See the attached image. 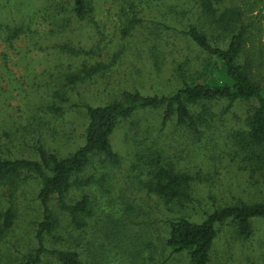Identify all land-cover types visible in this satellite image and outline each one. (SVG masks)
<instances>
[{
	"label": "trees",
	"instance_id": "obj_1",
	"mask_svg": "<svg viewBox=\"0 0 264 264\" xmlns=\"http://www.w3.org/2000/svg\"><path fill=\"white\" fill-rule=\"evenodd\" d=\"M156 1H159V5L167 4L166 9L177 10L179 19L161 25L170 33L169 39L189 40L206 54L205 58L197 67L188 65L186 61L179 62L175 68L178 77L176 83L167 91L147 93L133 82L130 88H123L118 96L104 104L83 103L87 114L85 142L76 151L61 156L49 151L40 139L35 138L36 131L28 129L38 159L0 154V187L6 186L12 199L0 218V242L15 225L18 212L14 198L21 181L30 176L41 181L38 199L42 218L36 226V248L25 253L18 264H44L43 255L46 253L55 254L60 264H90L88 260H93L94 256L89 258V255L85 260L77 249V241L63 240L67 245L59 250L46 245V237L53 235L60 224L52 200L58 199L63 214L70 217L72 225L80 229L79 233L87 232L91 224L81 217L94 216L92 195L84 191L71 202L68 198L76 184L82 186L101 182L109 174V168L122 165L123 157L114 149L111 141V135L121 122L128 121L145 132L152 127L159 131L175 127L202 140L203 137L213 139L218 122L228 115L231 126L225 134V142L219 148L221 156L225 153L233 155L230 158L233 164L227 165L229 169L226 175L237 179L236 183L231 179L222 183L229 200L214 203L210 209L199 213L194 204L200 202L197 196L200 194L198 184L202 182L200 173L174 163L172 158H168L166 145L154 140L147 141V137L144 140L138 137V131L134 134L132 129L126 132L133 166L138 172L135 178L139 187L155 196L168 210L169 217L152 220L151 213L147 212L150 218L140 221L134 218L135 204L129 201L128 214L118 219L106 215L100 220V239L104 240L105 237L108 243L114 242L124 264H137L136 259L149 260L151 264H177L184 258L187 264H211L222 225L230 224L229 227L239 238L248 240L256 233V221L264 220V51L259 56L254 44H250L243 9L223 6V0H194L197 2H193L195 9L191 5L179 9L177 0H120L118 9L126 16L122 25L124 38L132 35L137 24L145 19L146 9ZM67 4V0L66 3L61 0V13H67L61 14V34L67 37L55 45L65 60L59 59L58 64L51 66L53 69L49 68V76L59 73L62 87L59 83L55 84L49 87L47 96L40 93V101L28 100L26 111L37 108L58 118L63 117L66 111L63 103L69 101V92L74 86L104 72L101 63H88L94 54L100 53V44L105 41L96 18L98 0H71L69 8ZM189 13L197 15V22H189ZM78 24H85L89 32L91 29L96 32L97 39L90 48L87 44L95 38L94 33L88 35L86 40H73L74 25ZM23 30L19 27L10 29L8 38L19 37ZM168 42V45L172 44L171 40ZM150 50L146 58L161 74L167 57L162 56L164 51L160 52L155 45ZM163 50L171 51L172 47ZM123 51L120 50L118 54ZM114 58L119 60L118 57ZM61 67H64L63 70L67 67L62 75ZM44 101L48 103L43 104ZM217 106L221 109H217ZM146 112L155 113L157 127L152 125L153 122L137 117ZM91 168L100 170V177L91 173L81 179ZM240 177L244 179V184L238 183ZM235 184L241 188H235ZM158 223L160 225H156ZM147 228L152 229V234L145 231ZM146 235L150 236L144 239ZM155 240L160 246H156ZM121 242H126L130 253L123 251L126 247L120 246ZM139 242H142V248ZM260 245L264 250V239ZM153 249L162 255L160 259ZM158 250H162V253ZM123 253L128 255L125 257ZM97 261L98 264L110 263L108 255Z\"/></svg>",
	"mask_w": 264,
	"mask_h": 264
},
{
	"label": "rangeland",
	"instance_id": "obj_2",
	"mask_svg": "<svg viewBox=\"0 0 264 264\" xmlns=\"http://www.w3.org/2000/svg\"><path fill=\"white\" fill-rule=\"evenodd\" d=\"M67 1V8H69L71 0ZM119 1L98 0L96 18L100 23L105 41L100 44L101 49L98 51L100 53L94 54L88 63H101L104 72L88 81L77 83L69 92V101L63 103L66 110L64 116L58 118L46 113L43 109L34 108L26 111L28 106L26 103L34 99L40 101V93L47 96L48 89L55 84L59 83L62 87V78L59 73L53 77L49 76V68L53 69L51 66L58 64L59 59L65 60L55 47L67 37L61 34V14H67L61 13V0H0V154L2 156L38 159V153L33 147L34 141L30 140L31 134H28V129L36 131L35 138L40 139L49 151H54L60 156L76 151L85 142L84 126L87 114L83 103L104 104L118 96L123 88H130L133 82L137 84L136 87L147 93L167 91L172 84L176 83L178 77L175 74V68L179 62L186 61L193 67L201 65L206 54L200 48L186 39L179 40L176 37L169 39L170 33L161 26L162 23L179 19L177 10L166 9L167 4L159 5V1H156L146 9L145 19L133 29L132 37L124 38L122 25L126 16L118 9ZM62 2L66 3V0ZM176 2L180 3L179 9H183L190 5L194 8L195 1L177 0ZM223 4V6L243 9L245 21L248 23L250 44H254L260 56L264 51V0H223ZM194 14L189 13V22H197V15ZM16 27L24 30L19 37L9 39L10 29ZM74 28V41L80 38L86 40L88 35L94 33L93 29L89 32L85 24L74 25ZM95 33V38L87 44L89 48L97 39ZM169 40L172 41L170 45H168ZM154 45L160 49V52L164 51L162 56L167 57L161 74L157 73L146 58L151 51L150 47ZM167 47H172V50H163ZM119 49L124 51L118 54ZM114 57H118L119 60L116 61ZM63 69L64 67H61V70ZM66 69L61 75L66 72ZM169 80L174 82L170 83ZM47 103L48 101L43 102V104ZM219 107L216 108L221 109ZM137 117H143L146 122H153L152 125L155 124L157 127L156 121L154 122L155 113L146 112ZM230 126V116L227 115L218 122L213 139L203 137L200 140L196 135L186 130H177L175 127L171 130L168 128L166 131H159L157 128L155 130L152 127L145 132L128 121L121 122L111 135V141L114 149L123 157L122 165L118 168H109L107 170L109 174L101 180L102 183L96 182L82 186L76 184L68 198L71 202L79 198L84 191L90 192L94 201V216L81 217V219L88 221L93 230L90 226L87 227V232L79 233L80 229L72 225L70 217L66 213L63 214L58 199H53L52 206L60 224L53 235L46 237V245L50 249L59 250L67 245L62 242L63 240L77 241V249L86 261L87 255L89 258L94 256L93 260H88L90 264H98L97 260L107 255L110 259L109 264H124L120 259L122 254L115 247L114 242L108 243L105 237L104 240L100 239V220L106 215L118 219L128 214L130 209L127 202L129 201L135 204V219L147 220L150 218L147 217V212L151 213L152 220L169 217L164 205L155 196L142 190L136 181L135 175L138 172L133 166L132 150L126 138V132L130 129L134 134L138 131L139 136H137L144 140L147 137V141L154 140L166 145L168 158H172L178 166L200 173L202 182L198 184L200 194L197 195L200 202L194 204L199 213L210 209L214 203H223L224 199H228L226 197L228 192L222 183L225 184L230 179L237 182V179L226 175L229 169L227 165L233 164L230 159L233 155L225 153L221 156L222 152L219 148L225 142V134ZM24 132L27 134H22ZM239 159L238 157L237 160ZM91 173H96L100 177V170L91 168L82 175L81 179H85ZM243 180L240 177L238 183L244 184ZM40 185V179L31 176L21 181L14 198L18 212L15 225L0 242V264H18L25 253L36 248V226L42 218V207L38 199ZM234 186L241 188L236 187V184ZM7 189L6 186L0 187V218L12 201ZM229 226L231 225H222L211 264H264V250L260 245V241L264 239V220L256 221V233L248 240L239 238ZM145 231L147 233L150 231L152 234L151 228ZM150 235H146L144 239ZM126 242H121L119 245L126 247L123 251L129 252L131 250L127 249ZM141 243L139 242L140 248L143 247ZM155 244L160 246L157 240ZM108 250L109 253H107ZM153 252L158 259L162 257L155 249ZM159 252L162 253V250ZM127 255L123 253V256ZM43 256L44 264H60L55 254L46 253ZM135 262L151 264V261L145 262L143 259H136ZM177 264H187V260L184 258Z\"/></svg>",
	"mask_w": 264,
	"mask_h": 264
}]
</instances>
